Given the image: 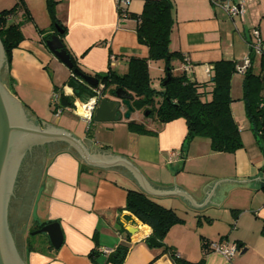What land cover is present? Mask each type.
Wrapping results in <instances>:
<instances>
[{"label": "crops", "instance_id": "obj_1", "mask_svg": "<svg viewBox=\"0 0 264 264\" xmlns=\"http://www.w3.org/2000/svg\"><path fill=\"white\" fill-rule=\"evenodd\" d=\"M56 1L58 18L66 27L65 43L86 71L106 72L110 66L114 69L118 66L127 68L129 57L148 56L147 46L138 41L137 21L127 22L129 18L120 20L114 0ZM172 1L176 8V23L170 48L185 56L178 60L177 65L174 62L178 70L174 71L175 74L185 71L193 80L207 82L214 62L227 59L236 61L238 66L243 64L244 61L238 60L237 56L245 54L244 57H247L250 54L247 48L251 36L249 38L243 31L242 39L233 35L232 41L228 39L225 42V38L230 37L229 29L232 27L226 14L212 7L211 0ZM234 1L244 3L245 13L251 9L255 11L256 0ZM134 4L135 10L141 6L140 0ZM133 10L130 9L131 13H141ZM30 22H23L24 40L13 50L5 82L30 114L42 124L32 105L23 101L24 89L29 88L44 96L56 93V88H59L57 93L72 95L74 92L66 85L71 70L48 49L39 32V29L49 30L50 25L47 28L37 26V33L31 36L25 33V26ZM227 27L230 28L227 30ZM237 43L241 45L239 54L235 49ZM187 64L190 65L189 70L186 69ZM231 95L234 99L232 113L244 144L234 153L214 152L211 140L203 137L195 138L187 148H183L187 133L183 118L163 124L146 118V127L155 133L141 134L128 129L129 144L118 149L102 147L88 134L78 137L69 127L46 121L44 124L74 134L92 153L126 157L148 183L159 187L180 186L196 202H200L216 179L258 175L264 179V154L246 117L242 96L233 95V78ZM120 116L122 119L115 123L127 125L126 122L132 120V117L125 119L123 113ZM71 123L68 122L70 126ZM60 142L62 145L52 149L46 161L26 230L28 234L36 222L59 221L64 242L59 249L47 253H27L24 248L26 264H113L108 263L105 257L92 261L89 254L93 249H113L126 242L128 236L130 249L123 264H174L171 256L163 253L162 247L148 246L152 228L126 209L129 188L149 194L139 180L121 166H91V170L81 171L82 164H86L81 156L66 142ZM263 186H254V181L245 184L222 182L216 187L211 202L200 209L191 207L180 194L151 192L153 194L149 195L159 203L174 208L185 221L186 216L190 218L188 224L174 225L165 237V243L181 257L198 261L204 255L203 241L223 240L237 244L236 254L226 258L219 252L208 250L205 264H264V236L261 232L264 225ZM194 218L201 223L200 226L196 225L197 222L194 224ZM130 226L136 228L134 233L129 232ZM195 253L199 254L198 257H195Z\"/></svg>", "mask_w": 264, "mask_h": 264}, {"label": "trees", "instance_id": "obj_2", "mask_svg": "<svg viewBox=\"0 0 264 264\" xmlns=\"http://www.w3.org/2000/svg\"><path fill=\"white\" fill-rule=\"evenodd\" d=\"M214 4V0H211ZM19 6L24 7V21L33 20V16L25 5L19 0L10 9L0 11V38L9 61H12L13 50L19 47L24 40L22 25L24 21L10 22ZM57 1L46 0V8L51 18L49 30L39 29L43 40L49 39L57 33L70 54L74 68L98 79V84L92 86L83 78L71 75L66 85L73 89L74 96L59 93L58 107L64 112L74 105L75 98L86 100L95 94L94 89L102 83L104 98L116 96V90L121 87L131 96L134 110L147 113L163 124L178 118H183L187 124V133L183 148L197 137L209 138L214 152L234 153L243 148L241 131L232 113L231 82L238 71L236 61L222 59L214 62L210 79L207 82L193 80L185 71L174 73V62L185 58L180 51L172 50L171 34L176 23L175 4L172 0H144L140 14L130 13L126 18H136V32L138 41L147 46L148 56H131L128 58V67L124 73H119L113 67L106 72L90 73L80 64L77 56L65 43L66 27L60 22L57 15ZM63 32H58V29ZM255 54L250 51L251 65L243 72L242 100L245 106L246 117L250 122L256 141L264 154V52L260 55L259 68L254 67ZM150 61H162L164 73L160 76V87L153 85L150 74ZM11 80V77H10ZM59 88H56V92ZM122 118L119 117L120 121ZM92 120L91 123H93ZM130 131L141 134H152L145 123L129 120L126 122ZM107 148V147H106ZM92 167L82 164L81 171H89ZM264 188V186H263ZM126 209L135 215L141 222L152 228V235L163 243V253H168L174 264H205L208 243L203 241L204 255L198 261H190L181 257L177 251L165 243V237L170 229L185 219L172 207L159 203L154 197L137 188H129L127 192ZM210 221V220H209ZM54 221L34 223L29 229L26 238V252L47 253L55 251L46 234H32L31 232L42 228ZM201 222V218H200ZM264 236V225L262 228ZM130 249L129 236L126 242L120 243L110 253L93 249L89 256L92 261L105 257L108 263L123 264Z\"/></svg>", "mask_w": 264, "mask_h": 264}, {"label": "water", "instance_id": "obj_3", "mask_svg": "<svg viewBox=\"0 0 264 264\" xmlns=\"http://www.w3.org/2000/svg\"><path fill=\"white\" fill-rule=\"evenodd\" d=\"M58 32L62 33L63 31L58 29ZM46 45L61 62L70 70H73L76 76L83 78L92 86L98 84L97 78L74 68L71 56L64 48V44L57 33L46 40ZM3 69H6V71L9 69V61L0 38V264H26L25 256L19 253L10 231L8 208L14 195L20 164L26 152L35 144H44L51 141L66 142L78 152L87 165L99 168L121 166L137 178L149 194H180L191 207L196 209H200L207 202H211L216 187L222 182L245 184L254 181V186L261 187L264 185V179L261 178V175L240 179L234 177L216 179L212 181L213 184L208 188L205 197L200 202H196L180 186L159 187L148 183L140 170L126 157L114 154L103 156L92 153L81 139L69 131L46 125L44 121H42V124L38 122L2 80ZM131 99L132 96L125 89L119 87L116 90L115 97L101 99L93 115V120L103 123L117 122L121 113H123L125 119H130L134 111ZM128 230L130 233H134L136 228L130 226ZM31 233H45L54 249H59L64 242V232L59 221L48 223ZM147 243L150 247L163 246V243L153 236L148 238Z\"/></svg>", "mask_w": 264, "mask_h": 264}, {"label": "rangeland", "instance_id": "obj_4", "mask_svg": "<svg viewBox=\"0 0 264 264\" xmlns=\"http://www.w3.org/2000/svg\"><path fill=\"white\" fill-rule=\"evenodd\" d=\"M19 0H0V11L4 9H10ZM133 0L131 3L130 9L135 10V2ZM221 2V0H218ZM26 5L30 8L31 12L34 14L33 20L26 24L25 26V33L27 35H31L33 33H37L38 29L37 26L40 28H47L51 24V18L48 14L46 8V0H25ZM144 0H140L141 6L135 11L141 12L143 7ZM212 2H210L211 4ZM231 3H236L234 0H231ZM255 11L251 9L248 13H245L244 20H241L239 17L233 19L224 9L223 5L220 3L215 2L212 3V7L215 9H220L224 12L227 16V20L230 23L229 33L230 37L225 38V42L229 39L232 41L233 35L238 36L242 39L243 31L246 34L252 37L253 30L257 28L261 34L262 39L264 40V0H256L255 2ZM183 4H181L182 6ZM133 10V11H134ZM25 9L22 6L17 8V11L13 16H10V22H16L20 20H24ZM15 17V19H13ZM128 21H133L136 23V18H129L126 19ZM57 28V27H56ZM58 29V28H57ZM232 36V37H231ZM240 44L237 43L235 46L236 52L239 54ZM248 47V45H247ZM249 50V47L247 48ZM246 51V49H245ZM246 53V52H245ZM245 56V54H244ZM244 56H237L238 60L244 61L246 57ZM241 57V58H240ZM260 63V56L256 55L254 60V67L257 69ZM178 64V60L175 61V65ZM174 65V71L178 72L176 66ZM125 67V66H124ZM123 66L116 67V70L119 73H124L127 68ZM150 74L153 78V85L155 87H160L161 78L160 76L164 73V65L162 61H151L150 65ZM4 83L6 84V75L3 78ZM242 83H243V73L237 72L233 77V95L235 96H242ZM24 102L25 104L28 102L32 105L33 110L35 111L37 117L42 120L46 121L58 126L69 127L75 135L81 137L82 135L88 134L90 137H94L95 141L99 143L102 147L111 146L113 149H118L120 146H126L128 143L127 135H128V128L127 125H122L121 123H103V122H96L87 123L83 119L79 118L72 112L66 111L62 114L57 113L56 105L53 103L54 93L52 92L50 96H47L43 93L36 92L33 90H29V88L24 89ZM44 97V98H43ZM132 120L136 119L138 121H142V123H147L145 120H155L153 117H147L146 113L141 110H134L132 112ZM156 121V120H155ZM68 122H72V126L68 124ZM126 126V127H124ZM117 151V150H115ZM28 165V164H27ZM25 165L23 168V172L21 174V180L19 184L16 182L15 189H14V196L16 199L11 198L9 208H8V221L10 226V231L13 235L15 240L17 249L21 255L24 254V248L26 243V238L28 236L26 226L30 224V213L32 209V205L34 203L35 195L37 193L41 177H43L44 168L39 172L34 171V173L29 171V166ZM46 166V165H45ZM20 175V172H18ZM18 176V175H17ZM18 178V177H17ZM187 221L185 224L190 223V218L188 216ZM199 219V218H198ZM193 220V219H191ZM197 219L194 218V224L197 222V226H200ZM192 222V221H191ZM203 222V221H202ZM182 224V223H180ZM184 224V223H183ZM218 225V223H216ZM177 225V224H176ZM179 225V224H178ZM216 225V226H217ZM44 235L45 233H40ZM218 241V240H217ZM195 257H198V253H195Z\"/></svg>", "mask_w": 264, "mask_h": 264}, {"label": "built area", "instance_id": "obj_5", "mask_svg": "<svg viewBox=\"0 0 264 264\" xmlns=\"http://www.w3.org/2000/svg\"><path fill=\"white\" fill-rule=\"evenodd\" d=\"M133 0H114L116 9L119 15L120 20L126 19V17L131 13L130 5ZM220 3L223 5L226 12L235 19L239 17L241 20H244L245 15V6L243 2L239 3H231V0H214V3ZM252 39L249 41V49L255 55H261L264 52V40L261 37V34L257 28L253 30ZM251 65L250 54L245 58L243 64L238 66L239 72H244ZM186 69H190V65H186ZM72 75L76 76L74 73ZM104 85L102 83L99 84V87L95 88V94L90 96L86 100H81L79 98H75L74 105L69 107L66 111L72 112L77 115L79 118L83 119L87 123H91L93 120V115L97 106L104 96L102 95V90ZM71 96H74L73 94ZM59 93H54L53 103L56 105V111L59 114L64 113V110L61 107H58L59 103ZM103 251L106 253H110L113 249L111 248H103ZM208 250L216 251L224 255L226 258H232L236 254L237 244L236 243H228L223 240L221 241H211L208 243Z\"/></svg>", "mask_w": 264, "mask_h": 264}, {"label": "flooded vegetation", "instance_id": "obj_6", "mask_svg": "<svg viewBox=\"0 0 264 264\" xmlns=\"http://www.w3.org/2000/svg\"><path fill=\"white\" fill-rule=\"evenodd\" d=\"M6 75V69L2 70V80L4 76ZM4 81V80H3ZM62 143L60 141H51L46 142L44 144H35L32 146L31 149H29L25 156L23 157V160L20 164L18 178L16 179V182L19 184V181L21 180V174L23 172V168L25 165L29 166V171L34 173V171L39 172L43 168H45L46 161L48 157L51 155V150L57 147H60ZM12 198L16 199V197L13 195Z\"/></svg>", "mask_w": 264, "mask_h": 264}]
</instances>
